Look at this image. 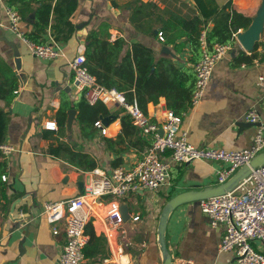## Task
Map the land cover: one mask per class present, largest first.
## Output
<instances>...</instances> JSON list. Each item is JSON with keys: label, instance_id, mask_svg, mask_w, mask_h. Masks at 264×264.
<instances>
[{"label": "crops", "instance_id": "0c3cea01", "mask_svg": "<svg viewBox=\"0 0 264 264\" xmlns=\"http://www.w3.org/2000/svg\"><path fill=\"white\" fill-rule=\"evenodd\" d=\"M138 1H154L161 9L181 15L195 14L194 0H77L70 18L75 30L63 43L66 57L48 60L33 55L12 30L5 11L7 2L0 0V59L12 67L18 78L12 101L5 105L0 99V107L8 113L3 143L13 147L8 155L0 151V162L4 165L0 173V264H58L66 237L61 226L57 234L52 233V225L42 213L43 203L63 201L83 193L92 169L100 168L109 173L117 166L130 168L142 158L145 150L117 153L106 147L102 137L114 140L120 132L118 114L113 113L116 116L107 125L103 124L106 127L104 135L96 127L88 135H82L75 122L76 110L70 129L67 116L64 125L59 124L57 112L62 97L74 100L81 92L68 61L76 53L83 52L85 34L105 21L110 25V40L124 38L123 51L131 42L138 41L149 46L155 58L169 57L177 66L193 65L189 62L187 45L181 53H176L173 45L158 38L160 27H156L153 34H144L134 28L129 22L130 5ZM228 1L232 7L245 11L250 23L261 16V31L251 50L243 49L237 41L228 52L233 56L216 62L200 101L182 112L180 129L186 131L188 142L196 147L219 146L228 150L248 147L256 127L244 119L245 113L254 107L264 118V0H215L219 6ZM30 27V23L22 19L21 31ZM48 33L50 29L44 38ZM167 49L169 52L165 51ZM239 49L251 56L249 62L235 59ZM108 108L114 111L119 107ZM166 109L165 98L160 96L156 104H147L145 114L151 121L161 124ZM50 119L57 122L56 131L43 127ZM64 142L72 151L86 154L88 162L94 166L88 168L84 163L69 162L68 154L59 148ZM117 157H121V162L113 166L112 161ZM224 165L208 159L175 164L168 184L154 190L130 191L116 198L123 222L112 242L102 232V216L114 197L93 199L98 211L90 210L85 227L89 236L83 249L87 262L162 264L158 223L164 204L179 192L216 185V171ZM2 175H6L5 180ZM136 215L138 219L134 220ZM221 233L222 226L210 227L199 201L187 202L168 214L165 248L171 258L189 259L187 264H235L232 251L218 249ZM252 245L257 250L264 249L258 241H253ZM115 249H121L122 263L118 262Z\"/></svg>", "mask_w": 264, "mask_h": 264}, {"label": "built area", "instance_id": "2783aa9c", "mask_svg": "<svg viewBox=\"0 0 264 264\" xmlns=\"http://www.w3.org/2000/svg\"><path fill=\"white\" fill-rule=\"evenodd\" d=\"M5 11L12 30L33 55L48 60L66 57L64 44L55 40L51 33L47 34L42 43H35L25 37L20 29L21 15L9 6H6ZM239 31L240 29L232 33L236 42ZM157 35L161 41L164 40L161 31H158ZM199 42L201 58L192 65L196 83L191 97V106L200 101L216 62L225 57L231 48L227 44L215 43L209 50L206 29L201 30ZM68 66L88 104L101 102L107 107L123 108L131 116L133 123L141 129L142 134L151 140V143L134 166L130 168L117 166L109 173L103 169L94 168L90 171V182L83 193L63 201L43 203L42 213L46 221L52 225V233L57 234L61 226L66 237L58 264H90L85 259L83 249L89 238L85 231L89 212L91 209L94 212L98 211L93 199L107 195L114 197L108 202L102 216V232L108 241L112 242L115 232L123 222L122 211L116 198L130 191L154 190L168 184L173 165L189 163L195 159L224 163L225 165L216 171L217 184L222 183L240 166L248 163L254 155L264 151V118L260 117L254 107H251L244 115V119L256 127L248 147L237 150H228L219 146L196 147L188 142L186 131L180 129L181 115L166 109L161 124L151 121L135 101H126L122 91L114 87H105L96 80L85 65L83 52L76 53L68 61ZM94 126L102 135L106 133V127L100 118L94 122ZM43 127L53 131L58 129L54 119L46 120ZM12 150L11 145L0 143V151L4 155L10 154ZM1 178L5 180L6 175H2ZM199 206L201 212L206 215L210 227L222 226L218 245L220 251H232L235 264H264V249L257 250L252 245L253 241H258L264 246V164L253 169L233 190L202 199L199 201ZM133 219H138V216H134ZM115 252L118 262L122 263L121 249H115ZM188 262L189 259L182 257L171 259V264H187Z\"/></svg>", "mask_w": 264, "mask_h": 264}, {"label": "trees", "instance_id": "16d2710c", "mask_svg": "<svg viewBox=\"0 0 264 264\" xmlns=\"http://www.w3.org/2000/svg\"><path fill=\"white\" fill-rule=\"evenodd\" d=\"M7 5L16 10L29 30L24 36L35 43H42L48 29L57 41L67 42L74 33L75 26L71 21L77 0H6ZM195 14L181 15L170 9H161L154 1H138L131 4L129 22L144 34H153L156 27L163 34V42L173 45L176 53L184 48L189 49V62L196 63L201 58L199 35L206 29V42L209 50L215 43L233 47L236 41L232 33L238 29H246L251 22L250 16L242 10L231 6V2L219 6L215 0H194ZM211 23V26L208 24ZM110 25L101 22L96 28L89 30L84 36L85 65L96 80L105 87H114L124 93L127 102L135 101L144 113L147 104H156L160 96L165 98L167 109L176 114L191 106V97L195 90L196 77L192 65L177 66L169 57L155 58L153 50L138 41H133L125 51V40L117 37L110 40ZM235 59L249 62L243 50L236 51ZM18 86V78L11 66L0 59V99L8 105ZM68 109L77 111L75 122L82 135H88L95 129L94 122L101 116L118 114L120 132L116 139L102 137L106 147L121 153L130 149L141 153L151 140L142 134L141 129L133 123L131 116L123 109L112 111L101 102L88 104L83 92L76 99L62 97L57 112V119L64 125ZM8 122V113L0 107V143L3 142ZM116 146V147H115ZM71 163L92 168L94 163L88 162L84 153L70 149L67 142L59 145ZM121 157L112 161L116 166ZM4 165L0 162V173Z\"/></svg>", "mask_w": 264, "mask_h": 264}, {"label": "water", "instance_id": "95a60500", "mask_svg": "<svg viewBox=\"0 0 264 264\" xmlns=\"http://www.w3.org/2000/svg\"><path fill=\"white\" fill-rule=\"evenodd\" d=\"M262 17L259 16L253 23L243 31L237 33V40L241 47L245 50H251L253 45L255 44L259 33L261 31L260 22ZM14 47V46H13ZM169 52L168 49L165 50ZM226 57L233 56V53H227ZM75 109H68L67 110V127L70 129L72 120L74 118ZM116 115L110 114L106 116H101V122L104 125H107ZM68 138L70 142L72 141V135L69 134ZM264 164V151H261L254 155L250 161L246 164L240 166L231 176H229L224 182L218 183L216 185H208L201 189H191L187 191L179 192L172 197H170L166 203L164 204L160 216H159V223H158V241L160 243V248L162 251L163 263L162 264H171V255L167 252L165 248V240H164V230L166 225V219L168 214L173 211L176 207L181 204L187 202H194L200 201L202 199H206L209 197L217 196L224 194L233 190L237 184L247 177L253 169H255L259 165Z\"/></svg>", "mask_w": 264, "mask_h": 264}, {"label": "rangeland", "instance_id": "374dc122", "mask_svg": "<svg viewBox=\"0 0 264 264\" xmlns=\"http://www.w3.org/2000/svg\"><path fill=\"white\" fill-rule=\"evenodd\" d=\"M113 107V106H112ZM113 109V108H112ZM114 109H115V107H114Z\"/></svg>", "mask_w": 264, "mask_h": 264}]
</instances>
